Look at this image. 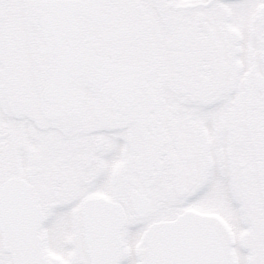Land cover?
Listing matches in <instances>:
<instances>
[{"label": "flooded vegetation", "instance_id": "1", "mask_svg": "<svg viewBox=\"0 0 264 264\" xmlns=\"http://www.w3.org/2000/svg\"><path fill=\"white\" fill-rule=\"evenodd\" d=\"M0 35L2 184L20 178L43 211L56 264L84 258L89 201L131 195L150 167L196 150L221 174L215 210L235 260L253 255L250 206L264 183V0L33 4ZM63 90L75 98L68 110ZM102 189L68 190V174ZM142 238L135 242L140 248Z\"/></svg>", "mask_w": 264, "mask_h": 264}, {"label": "snow or ice", "instance_id": "2", "mask_svg": "<svg viewBox=\"0 0 264 264\" xmlns=\"http://www.w3.org/2000/svg\"><path fill=\"white\" fill-rule=\"evenodd\" d=\"M15 13L38 3L102 7L109 0H10ZM2 4V0H0ZM15 22L0 12V35ZM68 110L75 98L59 93ZM178 157L169 168L155 165L131 195L113 186L102 202L89 201L84 210L88 225L84 258L73 264H264V183L249 203L256 223L251 237L253 255L235 260L224 250L223 229L206 213L215 210L221 174L210 168L196 150ZM0 149V178L3 175ZM103 177L86 182L75 171L68 174V190L86 193L102 189ZM43 211L33 192L12 203L6 200L0 179V264H56L42 247L35 224ZM142 238L140 248L135 242Z\"/></svg>", "mask_w": 264, "mask_h": 264}, {"label": "water", "instance_id": "3", "mask_svg": "<svg viewBox=\"0 0 264 264\" xmlns=\"http://www.w3.org/2000/svg\"><path fill=\"white\" fill-rule=\"evenodd\" d=\"M50 6H53V4H51ZM26 189L24 193L28 192ZM3 190H4V195H5L6 200L11 201L12 203H15L20 197V178L19 177L10 178L7 182L3 184ZM24 193L22 192V195ZM219 224L222 227V229L224 228L223 229L224 231L226 230V232H228V234L231 235L227 226H225L223 223H220V222ZM223 240H224V250L226 254L233 258L231 250L227 245L224 234H223Z\"/></svg>", "mask_w": 264, "mask_h": 264}, {"label": "rangeland", "instance_id": "4", "mask_svg": "<svg viewBox=\"0 0 264 264\" xmlns=\"http://www.w3.org/2000/svg\"><path fill=\"white\" fill-rule=\"evenodd\" d=\"M79 194H82V193H79Z\"/></svg>", "mask_w": 264, "mask_h": 264}]
</instances>
